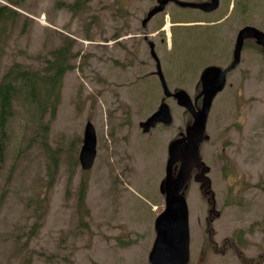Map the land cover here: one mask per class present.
<instances>
[{
    "label": "rangeland",
    "instance_id": "obj_1",
    "mask_svg": "<svg viewBox=\"0 0 264 264\" xmlns=\"http://www.w3.org/2000/svg\"><path fill=\"white\" fill-rule=\"evenodd\" d=\"M74 1L21 0V14L0 22V80L16 64L41 69L66 39L74 54L56 104L53 94L42 113L15 101L1 127L0 264H150L168 146L192 118L167 99L171 125H139L165 97L140 36L156 0H90L71 11ZM247 25L264 31V0H222L209 14L170 4L153 17L147 32L169 88L194 98L202 71L231 63ZM88 121L97 154L84 171ZM207 133L201 155L215 194L192 177L189 264H264V53L254 40L216 97Z\"/></svg>",
    "mask_w": 264,
    "mask_h": 264
},
{
    "label": "water",
    "instance_id": "obj_2",
    "mask_svg": "<svg viewBox=\"0 0 264 264\" xmlns=\"http://www.w3.org/2000/svg\"><path fill=\"white\" fill-rule=\"evenodd\" d=\"M169 1L158 0V5L148 13L143 21L144 25L153 15L164 10ZM171 1L182 7L199 8L206 12L217 9L220 3L219 0L201 3L181 0ZM248 38L255 39L256 43L261 45L264 50V32L254 26L242 28L237 36L232 64L225 70L218 66H209L203 71L201 76L203 101L201 107L198 108L194 105L186 90L181 89L174 93L170 91L158 60V74L166 96L173 95L180 106L185 107L192 113L194 121L187 127L186 135L172 141L169 146L166 177L160 186L161 192L166 196V209L156 219L157 237L150 253L152 264H188L190 260L189 212L183 190L187 187L194 167L203 164L204 170L208 171V168L200 159V144L204 139L209 138V136H205L208 114L214 97L225 86L226 73L240 62L244 41ZM151 47L153 55L157 58L153 43H151ZM172 120L170 107L163 101L158 110L149 116L147 120L141 122L140 125L144 131H149L157 122L161 121L168 124ZM96 145V131L89 122L85 128L84 144L80 152V161L84 169L92 167L96 156ZM178 162L181 165L178 173L174 175V168Z\"/></svg>",
    "mask_w": 264,
    "mask_h": 264
},
{
    "label": "trees",
    "instance_id": "obj_3",
    "mask_svg": "<svg viewBox=\"0 0 264 264\" xmlns=\"http://www.w3.org/2000/svg\"><path fill=\"white\" fill-rule=\"evenodd\" d=\"M90 0H75L68 4L71 11L82 9ZM0 5V22L3 19H16L21 13L17 10L21 0H6ZM66 46L51 51L41 69L16 64L12 66L0 80V124L12 116L15 101H21L26 108H35L44 112L46 101L56 94L54 104L58 101L59 91L64 74L73 69L71 63L72 40L66 39ZM84 196V184L81 197ZM244 260V259H243Z\"/></svg>",
    "mask_w": 264,
    "mask_h": 264
},
{
    "label": "flooded vegetation",
    "instance_id": "obj_4",
    "mask_svg": "<svg viewBox=\"0 0 264 264\" xmlns=\"http://www.w3.org/2000/svg\"><path fill=\"white\" fill-rule=\"evenodd\" d=\"M200 1H203V0H200ZM220 6H222V0H220ZM204 14H209V13H204ZM200 91H201V89H199L198 92L196 93V95L194 96L195 98H198L197 102H201L203 99V97L199 95Z\"/></svg>",
    "mask_w": 264,
    "mask_h": 264
},
{
    "label": "bare ground",
    "instance_id": "obj_5",
    "mask_svg": "<svg viewBox=\"0 0 264 264\" xmlns=\"http://www.w3.org/2000/svg\"><path fill=\"white\" fill-rule=\"evenodd\" d=\"M168 25H169V22H168L167 26H168ZM167 26H166V27H167Z\"/></svg>",
    "mask_w": 264,
    "mask_h": 264
}]
</instances>
